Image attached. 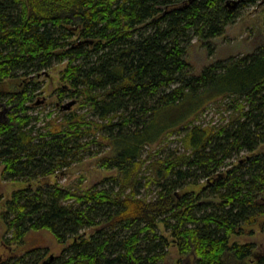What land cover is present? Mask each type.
<instances>
[{
    "label": "trees",
    "instance_id": "obj_1",
    "mask_svg": "<svg viewBox=\"0 0 264 264\" xmlns=\"http://www.w3.org/2000/svg\"><path fill=\"white\" fill-rule=\"evenodd\" d=\"M253 5L264 21V0H0V83L66 63L53 109L32 79L0 89L2 176L25 184L1 212L4 244L46 230L67 245L0 264H164L172 244L193 264H264L254 242L232 240L261 218L264 230V28L254 52L198 75L186 57L194 37L213 54ZM211 102L231 119L191 120ZM106 150L100 167L115 175L90 188L51 181Z\"/></svg>",
    "mask_w": 264,
    "mask_h": 264
},
{
    "label": "rangeland",
    "instance_id": "obj_2",
    "mask_svg": "<svg viewBox=\"0 0 264 264\" xmlns=\"http://www.w3.org/2000/svg\"><path fill=\"white\" fill-rule=\"evenodd\" d=\"M261 9L262 8H260V6H250L243 13L241 18L226 28L224 35L213 39L215 51L211 55L198 37H194L187 49L186 55L188 61L192 64L194 73L196 75L200 74L203 67L218 60L254 52L256 47H258L257 45H259L261 39L263 38L262 31L264 28V21ZM65 66L66 63L57 64L45 73L31 75L26 79L23 77L8 79L0 83V89L6 93H10L21 86L22 83L27 82L28 79H32L37 82L42 89V94L39 96V101L41 100L40 103L42 104L38 105H44L47 110L53 109L54 105L58 103L56 93L62 86L61 72ZM70 100H72V98L65 99L62 102V105L67 104ZM75 105H73L69 110L74 108ZM190 105V103H186L183 105V108H179L176 111L161 112L158 117V122L161 123L170 118L181 117L189 109V107L192 106ZM218 107V103L215 104L211 102L201 110L198 117L193 115L191 120L195 123H203L204 125L224 124L231 119L234 111L223 110L222 112ZM179 135L180 131H175V133L170 137L171 140H169L166 144L171 148L178 146L180 144L178 141ZM163 144L165 143H161V145ZM159 146V144H155L151 148L156 150ZM182 149L183 148H181V150ZM109 155V150H106L99 155L89 157L80 163L74 164L64 175H61L58 178L51 177V181L59 179L60 183L65 187L81 183L82 188H90L101 182L104 178L113 176L117 173L115 170L108 171L100 167L102 158ZM23 186H25L23 182L5 180L2 176V168H0V195L3 197L0 202V256L5 259L11 255L19 256L33 250L34 248L41 249L44 254V260L51 255H60L62 250L67 245L58 243L53 234L46 230L30 232L27 235L25 243L21 245L13 244L12 247H8L4 244V236L7 234V225L2 219L1 212L4 209L7 200L11 197L13 191L20 189ZM190 188L191 190L195 189L197 192L201 190V187L199 186H192L188 189ZM244 228V234L234 235L232 240L239 241L241 243L254 242L256 244V248L252 252L251 260H258L264 255L263 219L261 218L257 223L252 225H246ZM162 230L165 232L164 228H162ZM186 258L187 257L182 256L179 253L178 247L175 244H172L164 264H180V260ZM186 261L189 264H193V259L190 257H188Z\"/></svg>",
    "mask_w": 264,
    "mask_h": 264
},
{
    "label": "water",
    "instance_id": "obj_3",
    "mask_svg": "<svg viewBox=\"0 0 264 264\" xmlns=\"http://www.w3.org/2000/svg\"><path fill=\"white\" fill-rule=\"evenodd\" d=\"M75 103H76V100L70 101L67 104H63L62 108L65 110H69ZM51 259H52V257L49 260H51ZM49 260L44 261L42 264H48Z\"/></svg>",
    "mask_w": 264,
    "mask_h": 264
}]
</instances>
